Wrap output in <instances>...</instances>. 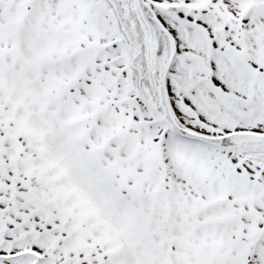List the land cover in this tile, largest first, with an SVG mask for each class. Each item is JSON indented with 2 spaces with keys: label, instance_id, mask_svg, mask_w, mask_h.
<instances>
[{
  "label": "snow or ice",
  "instance_id": "6c2138e0",
  "mask_svg": "<svg viewBox=\"0 0 264 264\" xmlns=\"http://www.w3.org/2000/svg\"><path fill=\"white\" fill-rule=\"evenodd\" d=\"M0 264H264V0H0Z\"/></svg>",
  "mask_w": 264,
  "mask_h": 264
}]
</instances>
